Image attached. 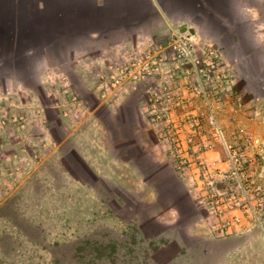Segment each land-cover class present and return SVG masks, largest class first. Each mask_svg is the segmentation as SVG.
<instances>
[{"label":"rangeland","instance_id":"1","mask_svg":"<svg viewBox=\"0 0 264 264\" xmlns=\"http://www.w3.org/2000/svg\"><path fill=\"white\" fill-rule=\"evenodd\" d=\"M183 22L196 31H187L194 54L218 61V76L234 79L233 101L220 90L224 98L218 105L227 138L264 166L258 145L264 133L257 135L244 123L255 117L247 113L250 103L264 98V52H248L257 42L264 44V23L258 30L240 27L241 36L234 41L229 34L220 35L223 25L216 20ZM2 56L0 206L11 199L0 210L6 257L23 264H264L260 229L227 237L210 230L203 210L176 174L163 123L154 120L146 98L144 113L136 106L143 87L128 98V108L112 114L107 101L85 88L80 87L84 96L74 92L79 106L68 100L61 85H52L50 78L41 81L38 74L44 68H23L17 74L30 76L29 96H39L26 102L18 81L8 79L14 71L8 55ZM68 122L75 131L57 148V141L68 135ZM74 145L102 158L82 159L70 150ZM210 154L225 157L222 147Z\"/></svg>","mask_w":264,"mask_h":264},{"label":"crops","instance_id":"2","mask_svg":"<svg viewBox=\"0 0 264 264\" xmlns=\"http://www.w3.org/2000/svg\"><path fill=\"white\" fill-rule=\"evenodd\" d=\"M261 6L264 0H0V67L4 52L14 69L8 79L18 81L26 102L39 96L35 92L29 96L33 90L28 84L30 76L17 74L23 68H44L38 74L41 81L50 78L52 85H61L68 94L84 96L83 87L97 95L100 73L141 52L149 41H165L176 23L216 20L223 25L220 35L229 34L237 41L241 28L260 29L264 23ZM263 45L257 42L248 52L257 48L264 52ZM40 54L48 57L46 62ZM137 87L114 94L105 103L108 111L117 114L128 108L126 101ZM136 99L144 113L145 94ZM247 113L255 114L244 121L247 128L257 135L264 133V98L250 103ZM68 124V135L57 141V148L66 145L75 131L74 124ZM46 132L53 138L52 130ZM88 149L70 147L82 159L102 158Z\"/></svg>","mask_w":264,"mask_h":264},{"label":"built area","instance_id":"3","mask_svg":"<svg viewBox=\"0 0 264 264\" xmlns=\"http://www.w3.org/2000/svg\"><path fill=\"white\" fill-rule=\"evenodd\" d=\"M192 37L174 27L166 41H150L138 56L110 65L98 75L97 95L106 102L144 83L148 110L163 123L176 174L203 210L210 230L217 237L255 228L264 233V166L227 138L218 117L224 98L220 90L233 101L234 79L218 76V61L194 54ZM68 100L82 104L74 93ZM218 147L224 158L211 156Z\"/></svg>","mask_w":264,"mask_h":264},{"label":"trees","instance_id":"4","mask_svg":"<svg viewBox=\"0 0 264 264\" xmlns=\"http://www.w3.org/2000/svg\"><path fill=\"white\" fill-rule=\"evenodd\" d=\"M10 202H11V199L6 200V202L2 206H0V210L1 209H4L3 207H8V205H9ZM2 217L7 219L8 218V215H3ZM8 220H9V222L12 221L9 218H8ZM12 224H13V227H15L16 229H19L20 230V227L16 223H14L12 221ZM2 233H4V231ZM96 249L101 250L103 248L96 247ZM3 253H4V251H3V245H1V243H0V264H23L24 263L20 259H10L9 258L10 255H7V257H6V254L7 253H4V254Z\"/></svg>","mask_w":264,"mask_h":264},{"label":"water","instance_id":"5","mask_svg":"<svg viewBox=\"0 0 264 264\" xmlns=\"http://www.w3.org/2000/svg\"><path fill=\"white\" fill-rule=\"evenodd\" d=\"M180 30L185 32V31H191L193 33H195V29L193 27H189L187 23H183L182 25H180ZM258 145L261 149L262 152V157L264 158V141H258Z\"/></svg>","mask_w":264,"mask_h":264}]
</instances>
